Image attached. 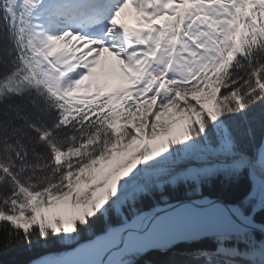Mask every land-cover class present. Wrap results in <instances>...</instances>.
I'll return each instance as SVG.
<instances>
[{"label":"snow or ice","instance_id":"obj_1","mask_svg":"<svg viewBox=\"0 0 264 264\" xmlns=\"http://www.w3.org/2000/svg\"><path fill=\"white\" fill-rule=\"evenodd\" d=\"M0 233L68 249L29 264H264V0H0Z\"/></svg>","mask_w":264,"mask_h":264},{"label":"trees","instance_id":"obj_2","mask_svg":"<svg viewBox=\"0 0 264 264\" xmlns=\"http://www.w3.org/2000/svg\"><path fill=\"white\" fill-rule=\"evenodd\" d=\"M170 193V201H175L172 197L187 198L191 196L188 190L177 191L174 189H166ZM203 192L208 196H218L225 200H231L235 198L236 190L226 185L221 181L211 183L203 188ZM98 228H102V223L97 224ZM6 233H0V245L4 242ZM192 247L188 244H178L174 250L176 255H164L160 252H150L147 255L140 258V264H167L169 261H177L179 264H191L190 258L182 255L185 249ZM67 249L61 242H51L49 244L36 245L29 249L26 245L13 244L10 248L0 247V264H29V262L38 257L52 251H61Z\"/></svg>","mask_w":264,"mask_h":264},{"label":"bare ground","instance_id":"obj_3","mask_svg":"<svg viewBox=\"0 0 264 264\" xmlns=\"http://www.w3.org/2000/svg\"><path fill=\"white\" fill-rule=\"evenodd\" d=\"M134 9H129L127 12V19L129 20V22H133L134 21Z\"/></svg>","mask_w":264,"mask_h":264},{"label":"rangeland","instance_id":"obj_4","mask_svg":"<svg viewBox=\"0 0 264 264\" xmlns=\"http://www.w3.org/2000/svg\"><path fill=\"white\" fill-rule=\"evenodd\" d=\"M67 250H68V249L61 250V251H52V252H49V253H47V254H53V255H55V254H58V253H60V252L67 251Z\"/></svg>","mask_w":264,"mask_h":264},{"label":"water","instance_id":"obj_5","mask_svg":"<svg viewBox=\"0 0 264 264\" xmlns=\"http://www.w3.org/2000/svg\"><path fill=\"white\" fill-rule=\"evenodd\" d=\"M211 197L215 198V197H218V196H211ZM219 198L223 199L222 197H219ZM184 199H186V198H184ZM171 202L175 203V201H171Z\"/></svg>","mask_w":264,"mask_h":264}]
</instances>
